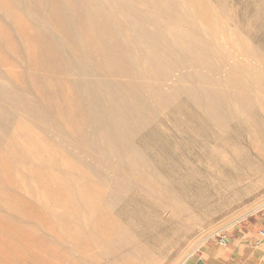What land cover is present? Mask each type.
Listing matches in <instances>:
<instances>
[{"label":"rangeland","instance_id":"obj_1","mask_svg":"<svg viewBox=\"0 0 264 264\" xmlns=\"http://www.w3.org/2000/svg\"><path fill=\"white\" fill-rule=\"evenodd\" d=\"M72 1L0 0V85L12 90L0 96V264H190L242 220H263L264 134L251 137L240 122L215 127L179 102L162 107L151 94L158 79L135 74L127 61L107 66L89 30L59 53L79 21L58 22L54 6ZM224 3L222 14L211 7L191 21L238 23L216 43L230 35L246 45L233 52L224 43L223 59L235 53L264 81V0ZM71 58H82L84 70ZM212 67L196 63L180 73ZM180 73L162 92L172 94ZM74 82L92 87L96 112L77 99ZM263 83L249 91L262 121ZM184 84L198 86L186 76ZM125 90L140 101L126 113L146 123L114 135L99 111H112Z\"/></svg>","mask_w":264,"mask_h":264},{"label":"bare ground","instance_id":"obj_2","mask_svg":"<svg viewBox=\"0 0 264 264\" xmlns=\"http://www.w3.org/2000/svg\"><path fill=\"white\" fill-rule=\"evenodd\" d=\"M195 3H197L196 12L191 10ZM211 4L208 0H73L70 7L59 2L54 6L57 21L72 26L73 21H79V23L73 26L75 29L72 35L57 46V51L65 52L67 44H71L82 33L89 30L93 33L89 45H93L90 47L98 50L107 66H122L124 61H127L133 69H137L135 74L140 73L158 79V84L151 94L153 100L162 107L179 102V104H185L187 108L201 113L202 115L198 116H204L203 119L215 127L225 128L232 122H240L239 124L245 125L250 130L251 137L257 133L262 135L264 134V125H262L264 121L256 115V107L249 92L254 85L260 86L264 82L262 76L260 78L257 75H251L248 64L244 61V63L235 61V58L233 60L231 57L235 53H232L231 57L226 56L229 59H223L225 54L221 52V47L224 46V43L231 44L228 49L233 51V47L237 45H246L243 39L230 38V35H227L228 39H221L224 43H216L217 37L221 33L224 35V28L231 27L235 31L239 24L221 22L220 18L212 21L203 20L201 25L194 22L199 17L205 19L211 7L217 13H221L225 3L224 0H218L215 6H211ZM226 6H229V3ZM191 19L195 20L191 21ZM184 24L187 25L188 31L181 29V25ZM243 24L245 26V23ZM123 30L130 32V39L129 36H123ZM205 34L210 35L212 40H206ZM212 41L215 43H211ZM172 47H175L176 50ZM261 47L263 48V46ZM223 49L225 48L223 47ZM70 60L77 70H84L85 62L82 58H71ZM210 61L213 64L211 72L204 73L194 70L187 75L180 73L185 67H193L196 63L208 66ZM88 63L94 65V59L89 58ZM174 72H178L180 75L172 84V94H165L162 92L163 84L174 77L172 75ZM233 72H237L238 76H233ZM221 74L226 75L224 83L217 79ZM185 76L198 83V86L184 84ZM104 84H107L108 87L112 86L106 79ZM246 84L249 85L244 90ZM73 89L83 106L89 108L91 112L97 111L95 107L98 104V97L91 86L86 87L74 82ZM11 93L12 90L10 91L8 87L0 85V96L5 97ZM260 102L264 104V96L259 99ZM114 103L116 106L112 108V111H99L100 123L107 132L122 135L128 132L130 124H134L140 129L144 126L143 123L146 122L140 120L138 114L126 113L128 107L140 104L134 94L125 90ZM261 107L264 108L262 105ZM28 108L32 109V105H28ZM0 122L5 123L3 120ZM119 241L121 242V239Z\"/></svg>","mask_w":264,"mask_h":264},{"label":"crops","instance_id":"obj_3","mask_svg":"<svg viewBox=\"0 0 264 264\" xmlns=\"http://www.w3.org/2000/svg\"><path fill=\"white\" fill-rule=\"evenodd\" d=\"M264 221L249 217L233 226L224 243L206 247L190 264H264Z\"/></svg>","mask_w":264,"mask_h":264},{"label":"built area","instance_id":"obj_4","mask_svg":"<svg viewBox=\"0 0 264 264\" xmlns=\"http://www.w3.org/2000/svg\"><path fill=\"white\" fill-rule=\"evenodd\" d=\"M264 220V218H263ZM262 237L264 238V231L262 232ZM224 243V239H220V244H223Z\"/></svg>","mask_w":264,"mask_h":264}]
</instances>
